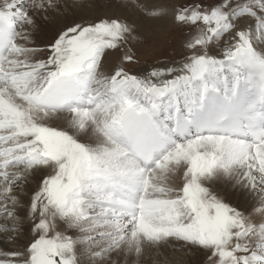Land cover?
<instances>
[{
    "label": "snow or ice",
    "instance_id": "snow-or-ice-1",
    "mask_svg": "<svg viewBox=\"0 0 264 264\" xmlns=\"http://www.w3.org/2000/svg\"><path fill=\"white\" fill-rule=\"evenodd\" d=\"M83 7L0 0V264H264V0Z\"/></svg>",
    "mask_w": 264,
    "mask_h": 264
},
{
    "label": "rangeland",
    "instance_id": "rangeland-1",
    "mask_svg": "<svg viewBox=\"0 0 264 264\" xmlns=\"http://www.w3.org/2000/svg\"><path fill=\"white\" fill-rule=\"evenodd\" d=\"M120 1L121 0H80V2L84 5V7L93 9V11H91L94 12L93 15L92 13L89 15L90 12L84 14L89 17L90 16L95 17V15L99 16L104 14L118 15V12L116 14V11H112L109 8V5H111L112 2L118 3ZM183 2H185V0H165V3L168 4H177ZM69 15L71 16L73 15V13L70 11ZM185 33H186V29L176 24H173L170 30L164 33L147 34L144 32L147 42L142 44H135L134 46L135 50L138 52V57H139V63L134 67L139 69L142 66L150 67L154 64H160L161 62L173 58L179 46V42L184 37ZM25 231L27 230L25 229ZM28 239H30V234H26L25 237H23V239L21 240V243L23 244ZM174 247H173L174 251L173 252L168 251V254L175 255L174 254L175 251H177V253L180 251L182 252V250H180L178 246H174ZM182 253L188 259L189 256H187L186 254L189 253L187 252H182ZM197 262L195 263L189 262L187 264H197ZM178 263L180 262H176V264Z\"/></svg>",
    "mask_w": 264,
    "mask_h": 264
},
{
    "label": "bare ground",
    "instance_id": "bare-ground-1",
    "mask_svg": "<svg viewBox=\"0 0 264 264\" xmlns=\"http://www.w3.org/2000/svg\"><path fill=\"white\" fill-rule=\"evenodd\" d=\"M120 4H121V1L120 2H112L111 5H109V8L112 10V11H116V14L118 12V14H121L124 9L122 7H120ZM93 11V9L91 8H86V7H83V8H78L76 10V13H78V15H84V14H87L88 12L89 15L92 13V15L94 14V12H91ZM96 16V15H95ZM91 17V16H90ZM152 23L153 22H148V27L145 29L144 25H141V28L144 29V32L147 33V34H157V33H164L168 30H170V28L172 27V25L174 23L171 22V19L169 18L168 22L167 23H157L155 27H152ZM166 62V61H164ZM164 62H161V63H164ZM141 67V66H140ZM149 67H145V66H142L140 69H147ZM25 237V236H24ZM174 245H169L167 247V249L164 251V257L167 259V261L169 260V264H176V262H180L178 264H187L189 262L191 263H195L199 260V257L198 256H193V255H190V254H186L188 257V259L186 258V256L183 255L182 252H185V251H180L177 253V251H175V255H171V254H168V251L169 252H173L174 249H173ZM175 248V247H174ZM159 259V257H157ZM146 260L150 259L149 257H145Z\"/></svg>",
    "mask_w": 264,
    "mask_h": 264
}]
</instances>
